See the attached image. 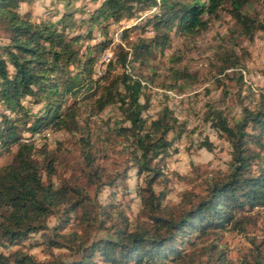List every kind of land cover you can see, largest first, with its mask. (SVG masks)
<instances>
[{
  "label": "trees",
  "instance_id": "16d2710c",
  "mask_svg": "<svg viewBox=\"0 0 264 264\" xmlns=\"http://www.w3.org/2000/svg\"><path fill=\"white\" fill-rule=\"evenodd\" d=\"M34 1L0 0L7 35L0 43V155L11 154L0 165V246L7 249H0V264H264L263 240L251 239L237 263L220 242L225 231L244 230L255 211H264V94L240 100V112L231 115L206 102L204 119L229 143L228 167L208 177L202 191L184 189L178 202L164 203L168 189L155 185L169 181L165 158L187 132L166 90L182 92L198 77L169 67L171 80L156 82L151 67L155 53L170 45L172 30L193 39L224 12L231 25L216 36L209 59L220 83L217 74L244 66L237 51L242 42L264 31V0H101L79 20L67 9L73 0L54 18L20 11ZM152 7L157 10L144 22L122 29L95 76L111 24ZM148 26L151 36L142 34ZM135 28L142 33L131 39ZM95 30L102 36L91 41ZM177 50L170 60L184 58ZM236 73L242 88L241 70ZM155 83L162 91L150 112ZM110 107L117 112L104 114ZM44 128L70 135L78 158L71 172H60L63 139L52 147L23 139L24 132L32 137ZM199 145L214 147L207 137ZM129 169L141 179V208L133 217L116 197L126 189ZM104 187L110 191L103 202ZM35 232L32 245L49 256L22 248Z\"/></svg>",
  "mask_w": 264,
  "mask_h": 264
},
{
  "label": "rangeland",
  "instance_id": "374dc122",
  "mask_svg": "<svg viewBox=\"0 0 264 264\" xmlns=\"http://www.w3.org/2000/svg\"><path fill=\"white\" fill-rule=\"evenodd\" d=\"M101 0H73L67 9L75 11L77 20L85 18L96 7ZM66 0H35L33 4L28 5L22 3L20 11L24 12L31 9V15L34 18L39 17H57L65 8ZM156 7L147 10H138L136 15L129 19H122L119 22H113L110 27L108 36L111 38L110 44L99 55L94 65V75L97 76L102 71L107 62L102 60L103 53L114 47L116 42L120 41L121 32L124 27L135 23H142L146 17L156 11ZM57 11V14H53ZM231 25L230 17L222 13L219 19H214L208 29L199 33L195 38H184L174 30L171 31L170 45L165 48L163 54L156 52L151 59V67L157 72L156 82L168 81L170 78L171 68H187L196 73L198 79L182 92H174L170 95V101L175 107L177 115L187 123V132L183 134L174 143L176 149H172L169 156L165 158L164 172L168 176L169 181L159 182L155 185V190L166 185L167 193L163 200L164 203H176L181 199V193L184 189L202 191L204 181L211 176H215L228 167L230 159L229 143L218 134V132L204 119L206 110L211 104L223 110L227 115L240 112V100L243 103L251 101V97H257L264 94V31H257L251 39H245L242 42V48L237 51L242 56L244 66H238L226 69L225 73L217 74L220 83L215 80L213 67L209 63L212 46L216 43V36L224 32L226 27ZM142 32L140 28H135L129 33V38L134 39ZM94 36L91 41L100 38L102 35L98 30L93 32ZM147 36L154 34L151 26L142 33ZM118 37V40L116 39ZM7 40L6 32L0 27V43ZM184 53V58L180 61H172L169 55L175 50ZM171 67V68H169ZM241 70L243 79L242 88H240L236 80V72ZM153 100L149 111L153 112L157 109V103L161 96L162 88L155 83L152 87ZM88 98V97H86ZM40 104L32 105V111L37 110ZM117 112L115 107L107 108L104 112L114 114ZM23 139L31 138L36 143L45 141L50 147L55 145L57 139H63L66 150L63 151V159L60 164V172L67 174L71 172V166L76 165L77 150L72 144L70 135L63 130H51L44 128L39 134L30 137L26 132L23 133ZM207 137L214 143L212 150L205 146H200L199 141ZM11 157L10 153L0 155V165L7 162ZM119 160L120 158H116ZM115 162L108 163L109 167H113ZM126 189L117 192V199L121 202L130 216H135L141 208L140 195L137 192V183H141V179H137L134 170H128L126 178ZM92 192V187L88 185ZM110 189L104 187L98 193L99 201H106ZM123 192V193H122ZM55 221L53 216L48 218V224ZM31 238L21 245L22 248L35 254L39 258L49 256L40 244H33L35 239L39 238V232L32 234ZM251 239L256 243L263 240L261 251L264 252V211H255L253 218L245 224L244 230H227L223 233L220 242L228 249L230 259L237 263L240 255L247 251L248 246H252ZM18 246H12L15 248ZM0 249L6 251V248L0 246ZM55 252L59 251L54 249ZM171 264V263H170ZM198 264V263H196Z\"/></svg>",
  "mask_w": 264,
  "mask_h": 264
},
{
  "label": "built area",
  "instance_id": "2783aa9c",
  "mask_svg": "<svg viewBox=\"0 0 264 264\" xmlns=\"http://www.w3.org/2000/svg\"><path fill=\"white\" fill-rule=\"evenodd\" d=\"M116 39L118 40V37H116ZM111 56H112V52H111L110 49H108V50H106V51L103 53L102 60H104L105 62H108ZM100 72H101V71H99V73H100ZM166 92L169 93L170 95H171V94H174V92L171 91V90H166ZM36 134H39V133H36ZM33 136H34V134H33Z\"/></svg>",
  "mask_w": 264,
  "mask_h": 264
}]
</instances>
